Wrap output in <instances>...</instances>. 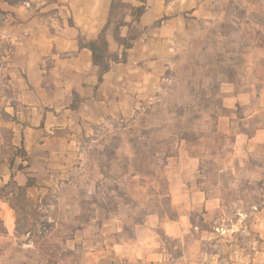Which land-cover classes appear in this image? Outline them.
I'll return each instance as SVG.
<instances>
[{
	"label": "rangeland",
	"instance_id": "1",
	"mask_svg": "<svg viewBox=\"0 0 264 264\" xmlns=\"http://www.w3.org/2000/svg\"><path fill=\"white\" fill-rule=\"evenodd\" d=\"M30 1L34 0H0V28L7 14ZM113 13L110 31L134 15L126 0L116 4ZM189 20L186 39L170 44H179L175 54L162 56L167 76L153 103L135 106L129 116L89 126L86 136L79 137L71 164L56 172V182L45 186L39 198L19 194L14 184L0 188V196L16 209L21 239L33 243L32 248L15 250L8 264H107L112 252L117 253L116 264H127L122 249L131 243L138 222L147 214L175 217L178 212L167 193L173 170L167 166L186 153L200 154L202 186L219 190L228 208H264V142L246 151V167L235 168L244 158L232 148L239 138L235 132L216 134L221 115L235 113L241 119L254 111L258 114L249 120L235 119V128L242 130L247 124L249 133L264 130V0H212ZM133 29L143 33L139 27ZM11 49L0 33V159H9L23 147L19 138L13 145L12 124L22 103H16L9 87ZM248 90L263 98L224 105L228 92L239 95ZM8 103L16 115L6 112ZM29 112L30 108L22 126L33 122ZM253 219L248 216L246 224ZM157 238L169 247L170 255L178 254L177 239L162 234Z\"/></svg>",
	"mask_w": 264,
	"mask_h": 264
},
{
	"label": "crops",
	"instance_id": "2",
	"mask_svg": "<svg viewBox=\"0 0 264 264\" xmlns=\"http://www.w3.org/2000/svg\"><path fill=\"white\" fill-rule=\"evenodd\" d=\"M112 1L34 0L7 14L0 33L12 45L7 62L9 87L16 95V103L22 106H18L21 108L17 115L10 103L5 110L17 116L12 124L13 145L16 147L23 140L29 158L24 161L16 155L12 168L7 158L0 159V187L8 184L12 176L20 186L32 177L35 185L27 188V195L39 198L45 186L56 182V172L59 174L61 168L71 164L79 137L86 136L89 126L107 118L129 116L135 106L153 103L167 76L162 56L175 54L179 44L173 48L172 40H185L189 18L212 3V0H126L133 8H145L139 21H133L132 16L125 20L143 33L128 51L127 61L113 62L98 85V68L92 62V53L80 47V42L85 44L102 31L109 20ZM35 8H39L36 15L32 14ZM156 23L162 24L154 26ZM120 31L125 38L129 27L123 26ZM107 38L110 51L117 53L120 46L110 29ZM248 86L255 87L251 83ZM74 94L82 99L77 109L70 108ZM260 98L261 94L251 90L239 95L230 91L223 103L230 108ZM29 108L33 122L22 126ZM257 114L258 111L248 112L240 119L233 113L218 119L216 134L227 136L235 132L239 138L232 148L244 154V158L235 168L246 167V151L264 142V130L249 133L247 124L245 129L235 128V119L246 121ZM64 129L68 132L55 134ZM199 156V153L182 154L167 166L173 167L167 193L178 212L175 217L163 212L147 214L138 222L131 243L122 249L127 264H264V208L250 211L228 208L219 190L214 192L202 186ZM20 165L25 168L19 169ZM3 197L0 196V264H8L15 250L32 248L33 243L21 239L16 209ZM230 214L233 219L228 217ZM248 216L254 217L250 226L246 224ZM160 234L178 240L177 255L169 254V247L157 238ZM248 235L252 238H246ZM117 258V253L112 252L105 263L116 264Z\"/></svg>",
	"mask_w": 264,
	"mask_h": 264
},
{
	"label": "trees",
	"instance_id": "3",
	"mask_svg": "<svg viewBox=\"0 0 264 264\" xmlns=\"http://www.w3.org/2000/svg\"><path fill=\"white\" fill-rule=\"evenodd\" d=\"M122 2L123 0H113L112 1L109 20L96 38L91 39L85 44L80 42V47H86L92 53V62L94 66L98 68V85L99 83L103 81L104 75L110 70L113 62H126L127 61L128 51L132 48L134 41L137 40V38H139V36L141 35L140 31L138 32L134 31L132 23H128L126 21L118 22L113 27L112 33H113L114 40L121 47V53H112L110 51V45H109V41L107 38V31L113 21V14H114L113 12L115 10L116 4H120ZM133 12H134L133 21H139L140 17L145 12V8L136 7V8H133ZM123 26H128L130 30V33L125 38L121 36V31H120L121 27ZM81 102H82V99L74 94V101H73V104L70 105V108L77 109ZM21 144L23 145V140L21 141ZM16 155L23 158L24 161H28V158H29L28 153L25 147L23 146L22 149H20L19 153L16 152L12 157L8 159V163L11 168L14 166ZM24 168L25 166L23 165L19 166V169H24ZM12 184H14L17 187L19 194L26 195L27 188L35 185V179L32 177H28L26 185L20 186L14 181V177L12 176V179L5 186H9ZM0 188H3V187H0Z\"/></svg>",
	"mask_w": 264,
	"mask_h": 264
}]
</instances>
